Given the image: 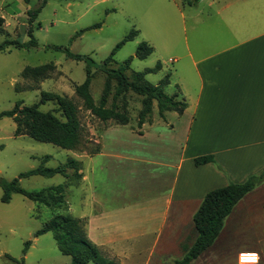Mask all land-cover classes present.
<instances>
[{
	"label": "crops",
	"instance_id": "0c3cea01",
	"mask_svg": "<svg viewBox=\"0 0 264 264\" xmlns=\"http://www.w3.org/2000/svg\"><path fill=\"white\" fill-rule=\"evenodd\" d=\"M119 5L113 10L120 7L136 19L139 32L176 35L167 53L174 69L165 74L168 84L174 79L171 95L186 108L180 114L164 111L142 133L129 131L134 140L148 141L165 154L163 160L148 157L155 170H148L151 193L139 219H132L128 204L92 208L80 217L87 219L88 238L103 256L121 264H170L162 256L182 257L194 242L193 214L206 192L242 182L264 167V0H124ZM116 126L125 125L102 134ZM99 143L100 151L85 158L126 156L115 142L110 152ZM201 155H211L213 162L194 164ZM82 173L80 184L86 179ZM163 180L165 190L159 188ZM260 225L264 181L236 202L214 242L192 264H239L241 252L258 253V264H264Z\"/></svg>",
	"mask_w": 264,
	"mask_h": 264
},
{
	"label": "rangeland",
	"instance_id": "374dc122",
	"mask_svg": "<svg viewBox=\"0 0 264 264\" xmlns=\"http://www.w3.org/2000/svg\"><path fill=\"white\" fill-rule=\"evenodd\" d=\"M123 1L0 0V16L3 17L0 42L4 39L27 42L31 38L36 41L34 46L11 47L8 51L0 52V113L11 109L18 100H21V106L31 105L38 101L41 91H49L71 100L77 107L80 121L79 144L69 150L30 137L26 133L29 123L20 120L19 117L0 116V178L3 180L9 181L19 173L38 165L56 167L70 158L78 160L80 164L76 172L68 171L70 176L68 180L71 183L77 182L75 179L78 175L80 177L76 185L68 184L65 187L59 209L34 202L19 193H12L9 202H2L0 199V264H16V260L21 259L23 264H69L70 256L58 250L52 232L34 235L35 231L56 213H70L81 218L88 237L87 219L80 216L92 208H120L128 204L133 208L132 213H135L132 219H139L138 215L140 212L143 213L144 207L148 204V195L151 193L148 192L151 191L148 190V183L151 182L148 170H155L152 169L155 165L149 164L148 157L153 155L157 160L159 158L163 160L165 154L159 146L148 147V141L134 140L129 131L133 129L136 133H142L152 118L154 121L159 120L156 103H153L146 122L138 128L137 114L141 108L142 96L131 90L126 91L116 102L119 110H126L129 117L128 124L116 126L102 134L107 128L116 124L95 117L84 107L81 98L75 93V86L85 78V62L72 59L62 51L45 48L46 45H60L71 53L88 55L99 63L125 34L131 29H137L135 27L137 20L130 18L126 11L121 10L120 7L113 10L114 6H120V2ZM36 9H39L38 13L29 20L28 11ZM95 23L100 25L83 30ZM141 41H147L154 50L144 59L134 57L130 62V70L126 73L131 78V70L142 71L153 67L159 61L161 69L149 72L145 76L151 84H158L165 73L174 69V64L168 63L167 58L171 45H175V34L149 35L146 28L140 32L137 29L134 38L122 45L113 55V62L109 65L115 67L133 55ZM44 65H46L45 69L36 76L23 77L21 74L26 66ZM92 72L93 78L89 90L93 102L97 104L105 74L98 69H92ZM173 81L174 79H171L163 88L168 95L174 92ZM111 98L112 93L108 97L107 107L111 104ZM38 109L51 111L55 116L63 119L60 112L54 110L53 102L40 104ZM17 127L19 132L15 133ZM99 140L106 145V152L114 149L112 142H115V146L122 150L121 154L126 156L117 159L95 158L93 161L88 157L85 158L86 155L95 154L89 152L96 146H101ZM103 166L104 171L110 172L109 178L106 175L102 176L104 171L99 169ZM82 170L86 179L80 184ZM65 182L66 177L59 174L31 175L21 178L19 185L25 190L37 191ZM166 183L167 181L163 180L159 188L165 190ZM1 194L0 186V198ZM260 228L259 230L264 233V226L260 225ZM27 240H30V244L24 253V243ZM235 245L236 243H233V246ZM5 254L15 260L7 258ZM106 257L108 258L109 254ZM180 258L164 255L161 260Z\"/></svg>",
	"mask_w": 264,
	"mask_h": 264
},
{
	"label": "trees",
	"instance_id": "16d2710c",
	"mask_svg": "<svg viewBox=\"0 0 264 264\" xmlns=\"http://www.w3.org/2000/svg\"><path fill=\"white\" fill-rule=\"evenodd\" d=\"M188 4H192L197 0H184ZM39 9L28 11L29 20H32L38 13ZM100 23H95L88 28L98 27ZM3 29V17L0 16V32ZM30 33V29L28 30ZM137 34V29H131L118 41L110 53L99 63L95 62L91 57L84 54L71 53L66 47L60 45H46L45 48L55 51H62L66 56L83 60L86 64V72L84 80L75 86L76 95L81 98L84 107L101 121H112L116 125H127L129 117L125 109L119 110L117 99L126 91L131 90L141 95V108L137 114V127L140 128L146 122L152 110L153 101H156L158 115L163 118L164 111L173 110L182 113L186 108L183 100L175 98L176 94L168 95L163 91L165 85L168 84V74H165L158 84H151L145 79V75L149 72H156L161 68V63L157 61L153 67L145 68L142 71L131 70V78L126 73L130 70V62L134 57L144 59L153 51V47L146 41H141L137 45L133 55L125 59L121 64L112 67L109 65L113 62V55L127 41L132 40ZM36 45V41L31 38L27 42L18 40L4 39L0 42V52L8 51L11 47L27 48ZM46 65L40 67L26 66L22 70V76H36L45 69ZM92 69H98L105 74L103 87L98 103L93 102L90 94V83L93 78ZM113 82L115 84L113 85ZM112 93L111 104L106 106L109 95ZM53 102L55 111H59L63 119L55 116L51 111H41L38 109L40 104ZM6 115L12 118L27 121L28 126L26 133L39 141L49 142L65 149H74L80 141V121L77 114V107L68 98L54 92L41 91L37 102L31 105H22L21 100L15 102L13 107L7 111L0 113V116ZM19 132L17 127L15 133ZM100 147L96 146L89 153L99 152ZM47 158V157H46ZM45 158V159H46ZM213 162L211 155H201L194 158V164H202ZM79 161L70 158L66 162L56 167H44L38 165L28 171L21 172L17 177L7 181L0 178V186L2 188L1 201L9 202L12 193H19L26 198L49 206L54 209L61 208L65 187L68 184L76 185L79 175L71 183L68 178L69 170L76 172L79 167ZM59 174L66 177L64 184H58L49 188L37 191L25 190L19 185V180L31 175L52 176ZM264 181V167L255 174L248 176L242 182H228L225 186L214 188L206 192L202 201L193 214L194 227L197 236L192 245L187 249L180 259H166L165 262L172 264H191L199 254L209 247L220 232L225 217L230 213L236 202L247 192L252 190L256 185ZM52 232L58 250L65 255L70 256L69 264H121L112 259L103 256L99 247L93 243L84 230V222L81 218L71 215L70 213H56L43 223L41 228L34 233L38 236L45 232ZM30 244V240L24 243V253ZM5 256L11 260H15L8 254ZM16 264H23V260H16Z\"/></svg>",
	"mask_w": 264,
	"mask_h": 264
},
{
	"label": "clouds",
	"instance_id": "9594fccd",
	"mask_svg": "<svg viewBox=\"0 0 264 264\" xmlns=\"http://www.w3.org/2000/svg\"><path fill=\"white\" fill-rule=\"evenodd\" d=\"M244 257H250L251 259H244ZM242 260L252 261L253 264H258L259 262V254L256 252H248V253H242L241 254Z\"/></svg>",
	"mask_w": 264,
	"mask_h": 264
},
{
	"label": "built area",
	"instance_id": "2783aa9c",
	"mask_svg": "<svg viewBox=\"0 0 264 264\" xmlns=\"http://www.w3.org/2000/svg\"><path fill=\"white\" fill-rule=\"evenodd\" d=\"M242 253H248V252H241V253H239V255H238V263L239 264H251V263H253L252 261L242 260L241 259V254Z\"/></svg>",
	"mask_w": 264,
	"mask_h": 264
},
{
	"label": "snow or ice",
	"instance_id": "6c2138e0",
	"mask_svg": "<svg viewBox=\"0 0 264 264\" xmlns=\"http://www.w3.org/2000/svg\"><path fill=\"white\" fill-rule=\"evenodd\" d=\"M244 259H251L250 257H244Z\"/></svg>",
	"mask_w": 264,
	"mask_h": 264
}]
</instances>
